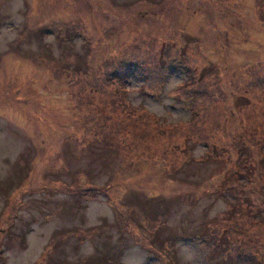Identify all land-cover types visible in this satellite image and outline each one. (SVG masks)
I'll return each mask as SVG.
<instances>
[{"label":"rangeland","instance_id":"rangeland-1","mask_svg":"<svg viewBox=\"0 0 264 264\" xmlns=\"http://www.w3.org/2000/svg\"><path fill=\"white\" fill-rule=\"evenodd\" d=\"M263 74L264 0H0V264H264Z\"/></svg>","mask_w":264,"mask_h":264},{"label":"trees","instance_id":"trees-1","mask_svg":"<svg viewBox=\"0 0 264 264\" xmlns=\"http://www.w3.org/2000/svg\"><path fill=\"white\" fill-rule=\"evenodd\" d=\"M161 58H165V57H161ZM160 58V59H161ZM180 59H182V58H180ZM174 59H171V60H167V61H162L163 62V64L165 63H167V62H169L170 64H172V63H174L175 64V61H173ZM157 63V67H158V69L160 70V61L159 62H155L154 64H156ZM185 64H187V63H185ZM149 67H151V64L149 65ZM186 71L188 72V74H189V76L187 77V79L184 81V84L182 85V87H181V89H183L184 88V86H185V84H187L186 86H185V88H190V87H194L197 83H198V80H199V78H202V75L200 76V74L199 75H197V73H196V69L194 68V67H192V66H190V65H187L186 66ZM251 71V74H250V76H249V79L246 81V84H250V86H252V85H255L256 84V76H255V72L256 71H254V70H250ZM134 72V74H135V71H133ZM165 74V73H164ZM263 76H264V74H263ZM114 77H115V79L117 80V82L119 83V82H121V80L120 79H118L119 78V75H114ZM246 80V79H245ZM245 80H243V81H245ZM148 81V80H147ZM180 89V90H181ZM118 94H119V92H118ZM124 94V93H123ZM122 94V95H123ZM196 94H198V92L196 91ZM121 95V94H120ZM121 95V96H122ZM181 97H182V95H180ZM119 98H120V96H119ZM119 98H117V100L119 99ZM193 100V99H192ZM110 101H112V100H110ZM114 101V100H113ZM193 103L194 104H197L196 103V101L195 100H193ZM200 115V110H199V107H196L195 109H194V113H193V116H199ZM196 119L197 118H194L193 120H189V122H188V124H191L192 123V125H194V126H196L197 124H196ZM172 127H176L175 125H173V126H168V127H166V128H172ZM115 132H117V133H122V135H125L126 134V127H125V124L122 126V129H115ZM134 136H138L139 137V134L136 132L135 134H134ZM260 150H261V148H260ZM218 155L219 154H217L216 155V158L215 159H217V157H218ZM245 155V154H244ZM249 160L250 159H248L247 157H246V160L244 161V158L241 160V161H239L240 162V164L242 163L243 165H244V168H246L247 167V165H248V162H249ZM246 162V163H245ZM245 163V164H244ZM259 222H261V221H259ZM235 225V224H234ZM218 226H220V225H218ZM228 229H230V228H228ZM212 234L214 235V234H216L215 232H209L207 235H205V237H206V239L205 240H208V241H212L215 237L213 236L212 237ZM221 234H223V233H221ZM215 241H217V243L215 242ZM215 241H214V243H213V241H212V243L211 244H213L214 246H216V245H221V246H223L224 248H226V251H229V249H230V247L231 246H233V243H232V241L231 240H228V239H226L223 235H221L220 237H216V239H215ZM172 244V243H171ZM173 245V244H172ZM232 248V247H231ZM223 251H224V249H223ZM85 262H87V260L85 261Z\"/></svg>","mask_w":264,"mask_h":264}]
</instances>
